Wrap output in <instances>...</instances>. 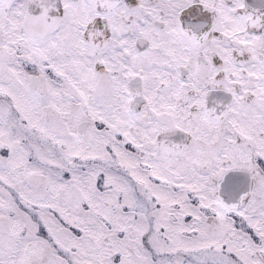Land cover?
<instances>
[{"label":"snow or ice","instance_id":"1","mask_svg":"<svg viewBox=\"0 0 264 264\" xmlns=\"http://www.w3.org/2000/svg\"><path fill=\"white\" fill-rule=\"evenodd\" d=\"M0 264H264V0H0Z\"/></svg>","mask_w":264,"mask_h":264},{"label":"flooded vegetation","instance_id":"2","mask_svg":"<svg viewBox=\"0 0 264 264\" xmlns=\"http://www.w3.org/2000/svg\"><path fill=\"white\" fill-rule=\"evenodd\" d=\"M257 3H259V0H257Z\"/></svg>","mask_w":264,"mask_h":264}]
</instances>
